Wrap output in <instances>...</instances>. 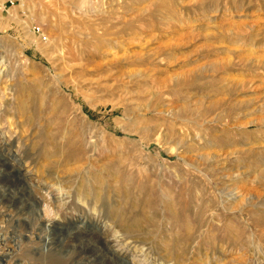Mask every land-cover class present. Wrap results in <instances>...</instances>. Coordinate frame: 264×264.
<instances>
[{"label": "rangeland", "instance_id": "obj_1", "mask_svg": "<svg viewBox=\"0 0 264 264\" xmlns=\"http://www.w3.org/2000/svg\"><path fill=\"white\" fill-rule=\"evenodd\" d=\"M12 2L0 264H264V0Z\"/></svg>", "mask_w": 264, "mask_h": 264}, {"label": "bare ground", "instance_id": "obj_2", "mask_svg": "<svg viewBox=\"0 0 264 264\" xmlns=\"http://www.w3.org/2000/svg\"><path fill=\"white\" fill-rule=\"evenodd\" d=\"M74 118V117H73ZM68 124V128L69 129H67V128H64L65 129V131H64V129H60V131H57L55 134L56 135H51V134H48L46 131H43V133H42V135H41V137H40V140H41V142L42 143H44V145H46V148H55L54 147V139L56 138V136L58 137V135H59V138L58 139H60V140H58V141H61V142H64L65 140H66V136L67 135H65V134H68L70 131L74 134V133H76V131L74 130L75 129V125H76V121H75V118L74 119H69V121H68V123H66V125ZM68 130H69V132H68ZM70 134V133H69ZM66 144L64 145V147H62V149L64 150V153L66 154V155H71V156H78L79 157V155H81V153H82V150H81V148H79V147H77L74 143H69V142H65ZM59 148V147H58ZM57 147H56V149H58ZM47 150V149H46ZM50 151V150H49ZM59 150H57V151H55V153H57ZM44 153V152H43ZM46 153H48V152H46ZM49 154V153H48ZM61 154V153H60ZM60 154H59V156H60ZM58 156V155H57ZM55 157V156H54ZM104 174H107V172L105 171V170H101V172H100V174H99V176H102V175H104ZM92 181H93V185H94V189H95V191L97 190V191H99L100 189H105V191H110V192H119L120 193V191H123V189H125L124 187H121V186H118V187H111L110 185H109V187H103V185H102V183L101 182H95L94 181V179H91ZM113 188V189H112ZM96 191V192H97ZM125 194V193H124ZM233 196V194H226L225 196H224V198H226L227 199V201H228V199H230L231 197ZM127 198V197H126ZM148 198V197H147ZM96 201H97V199H96ZM128 201V200H127ZM148 202H149V199H145L144 201H143V205L144 206H148L149 204H148ZM132 203V202H131ZM166 203H168V202H166ZM168 205H169V203H168ZM183 206V205H182ZM182 214V213H181ZM176 216V215H175ZM175 218V217H174ZM179 219V218H178ZM177 218H175V222L176 223H181L179 220H178ZM233 225V224H232ZM230 226H231V224H230ZM234 227H235V224H234ZM235 229V228H234ZM185 230V229H184ZM234 234V233H233ZM232 235V234H231ZM186 236V235H185Z\"/></svg>", "mask_w": 264, "mask_h": 264}, {"label": "built area", "instance_id": "obj_3", "mask_svg": "<svg viewBox=\"0 0 264 264\" xmlns=\"http://www.w3.org/2000/svg\"><path fill=\"white\" fill-rule=\"evenodd\" d=\"M7 1L10 2L11 4H13L12 0H7ZM35 33L41 34L40 28H35Z\"/></svg>", "mask_w": 264, "mask_h": 264}]
</instances>
